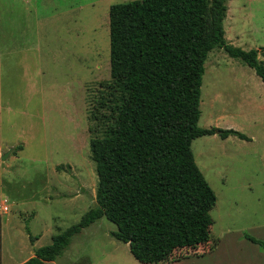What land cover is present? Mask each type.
Instances as JSON below:
<instances>
[{"label":"rangeland","instance_id":"1","mask_svg":"<svg viewBox=\"0 0 264 264\" xmlns=\"http://www.w3.org/2000/svg\"><path fill=\"white\" fill-rule=\"evenodd\" d=\"M131 1L140 0H0V157L11 149L0 161V264L24 262L93 207L88 141L102 135L100 114L108 112V7ZM225 6L226 43L257 50L264 61V0ZM198 108L197 127L231 129L247 140L214 134L191 141L215 196L209 242L161 264H264V249L245 239L264 242V84L213 48ZM115 230L102 217L43 264H140L110 235Z\"/></svg>","mask_w":264,"mask_h":264},{"label":"trees","instance_id":"2","mask_svg":"<svg viewBox=\"0 0 264 264\" xmlns=\"http://www.w3.org/2000/svg\"><path fill=\"white\" fill-rule=\"evenodd\" d=\"M225 2L140 0L108 7V112L100 114L102 135L88 141L96 175L93 207L20 264L54 261L72 237L102 217L115 226L110 235L140 264L177 262L187 256L176 258L175 251L209 242L215 196L190 143L214 134L247 138L231 129L197 127L206 54L221 49L264 84L258 51L223 38ZM245 239L264 249L263 241Z\"/></svg>","mask_w":264,"mask_h":264},{"label":"water","instance_id":"3","mask_svg":"<svg viewBox=\"0 0 264 264\" xmlns=\"http://www.w3.org/2000/svg\"><path fill=\"white\" fill-rule=\"evenodd\" d=\"M10 150L11 149H8V151L0 157V161H2V160L5 159V157L8 155V153L10 152Z\"/></svg>","mask_w":264,"mask_h":264},{"label":"crops","instance_id":"4","mask_svg":"<svg viewBox=\"0 0 264 264\" xmlns=\"http://www.w3.org/2000/svg\"><path fill=\"white\" fill-rule=\"evenodd\" d=\"M178 262V261H177ZM173 263V262H172Z\"/></svg>","mask_w":264,"mask_h":264}]
</instances>
